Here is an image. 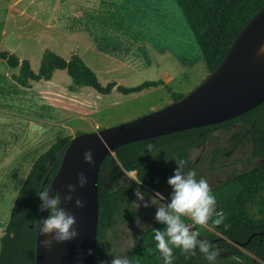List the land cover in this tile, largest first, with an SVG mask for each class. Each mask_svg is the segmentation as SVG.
<instances>
[{"label":"trees","instance_id":"16d2710c","mask_svg":"<svg viewBox=\"0 0 264 264\" xmlns=\"http://www.w3.org/2000/svg\"><path fill=\"white\" fill-rule=\"evenodd\" d=\"M177 2L183 10L210 73L218 68L244 27L264 7V0ZM0 60L5 61L12 69H19L12 78L26 88L33 87L34 82L50 81L56 71L66 70L73 79L69 88L72 92H77L81 87H91L102 95L117 91L127 96L163 86L173 101L186 95L176 92L162 78L148 80L132 87L124 86L116 80L104 86L99 81L97 72L77 52H74L70 59H66L50 49L46 50L38 72L33 70L29 59H21L10 51L0 50ZM237 122L248 125L254 154L264 157L263 103L226 122L123 145L116 150V158L120 161L121 168L114 167V155L105 158L99 178L100 220L96 264L110 262L109 233L119 222L132 224L140 215L133 204L138 200L137 193L147 197L157 191L171 200L173 190L167 181L178 168L176 160L182 159L188 163L191 150L203 144L210 130L229 127ZM72 138L73 136H66L57 141L34 163L19 192L10 222L2 237L0 264H37V223L41 206L38 194L49 187L57 174L61 160L57 163L56 160ZM148 144L154 145L151 152L147 149ZM184 170L182 169L183 173ZM120 172H136L138 180L122 181ZM212 193L216 197L217 212H223L225 217L221 225L213 224L222 237L200 228L197 240L210 242L219 255L215 260H206L198 246L193 256L190 252L182 254L179 248L170 244L175 257L172 264H264V164L234 174L213 187ZM167 205L165 204V209L171 214L172 210L168 209ZM215 218L214 214L213 219ZM181 220L187 223L190 216H182ZM165 228L166 225L155 218L151 226L139 231L128 254L132 264H164L163 255L156 247L154 236L155 230L164 231ZM205 234L210 235L208 240L204 238ZM165 238L168 239L167 236Z\"/></svg>","mask_w":264,"mask_h":264},{"label":"rangeland","instance_id":"374dc122","mask_svg":"<svg viewBox=\"0 0 264 264\" xmlns=\"http://www.w3.org/2000/svg\"><path fill=\"white\" fill-rule=\"evenodd\" d=\"M85 1L60 0L63 5H59V14L74 16L73 24L78 26H87L89 29H101L100 27H102L104 31L101 30L100 32L104 35L101 34L100 36L106 39L103 45L111 50L108 52L114 54L119 60L118 62H129L130 66H134V68L136 65H132V63L136 61L139 68L137 73L125 75V66L123 69L121 66H117L116 69L115 66L107 64L108 59L96 61L93 56L85 55L87 59L82 58L86 63L88 64L90 61L96 66L90 65L97 72L102 85L105 86L116 80L124 86H137L148 80L161 79L163 68L176 70V65L168 63L169 61L166 62L156 49L171 50L172 54L180 58V62L189 58L194 64L192 70L188 72L190 75L187 78L184 75L178 80L168 82L176 92L189 93L210 74L203 61L195 36L177 0H107L103 6L96 3L99 7L95 9L102 11L100 17L94 15L89 18L79 17L81 12L79 10H82V4L84 5ZM42 4L46 8L45 11L51 10L50 3L43 2ZM68 4L73 5L74 8H69ZM6 20L5 12L0 9V22H6ZM1 30L2 23H0ZM48 49L66 59H70L74 52L80 55L83 52L45 39L37 43L21 42L20 39L12 36L11 31L8 32V35H1L0 32V50L15 53L21 59H29L35 72L40 70L43 55ZM148 53L151 54L152 61H150V56H145ZM18 72L19 69H12L5 61L0 60V106L47 118L46 124L49 125V130L42 133L40 140L36 142L38 150H45L66 136L74 137L79 133L133 121L173 102L171 95L164 87L127 96L117 91L110 95H102L91 87H81L77 92H72L69 88L73 84V79L66 70H58L54 73L51 81L54 85H58L61 92H65L67 95L61 96L59 107L47 106L41 95V90H43L41 87L36 89L33 85L31 88H26L13 80L12 75ZM72 95H76L75 98ZM83 110L93 111L91 115H83L80 113ZM50 120H56V123ZM21 123L20 120L12 119L11 130H18L17 128ZM13 145L14 141H12ZM36 152L35 150L29 151V155L35 156L33 154ZM114 156V167L116 169L121 168L120 161L116 155ZM31 157L21 163L20 172H16L10 179L8 195L2 210L5 216L9 203L7 198L11 191L13 193L16 190V185L20 184V174ZM262 164H264V157H257L254 154L251 131L248 125L244 122H237L229 127L224 126L210 130L203 144L191 150L189 161L185 163L183 170L185 169V174L194 170L197 174V180L204 178L213 188L236 173L248 171ZM119 176L122 181L126 182L138 180L136 172H120ZM143 186L149 188L145 184ZM12 193L9 197V207L14 196ZM156 193L159 192L153 191L152 196L145 197L138 192L136 205L139 207H134L140 212V215L132 224L119 222L117 227L109 233V264L113 258L128 259V254L139 231L151 226L156 218L157 210L165 208V204L171 203V200L164 194L159 193L160 195L157 196ZM145 204L148 206L145 207ZM217 211L218 207L214 209V213ZM186 226L199 234V229L203 228L222 237L211 222L202 226L195 223L190 217ZM204 238L208 240L210 235L205 234Z\"/></svg>","mask_w":264,"mask_h":264},{"label":"water","instance_id":"95a60500","mask_svg":"<svg viewBox=\"0 0 264 264\" xmlns=\"http://www.w3.org/2000/svg\"><path fill=\"white\" fill-rule=\"evenodd\" d=\"M264 7L244 27L222 63L183 98L143 115L133 121L74 136L63 149L60 168L50 183L49 195L58 192L59 207L74 214L79 235L76 239L54 244L51 251L40 246L39 220L49 211H40L37 230V264H96L98 226L100 220L99 178L103 161L126 144L160 137L188 129L229 121L264 103ZM45 132V128L33 125ZM91 150L94 164L84 161ZM83 172L88 177L84 188L77 187L73 200L66 202L67 185L76 184ZM45 187V186H44ZM44 189V188H43ZM85 206L77 209L75 199ZM91 250V255H89Z\"/></svg>","mask_w":264,"mask_h":264},{"label":"crops","instance_id":"0c3cea01","mask_svg":"<svg viewBox=\"0 0 264 264\" xmlns=\"http://www.w3.org/2000/svg\"><path fill=\"white\" fill-rule=\"evenodd\" d=\"M106 1L107 0H86L85 4H82L84 8L82 7V10H79L81 12L78 16L89 18L94 15L100 17L102 11L95 9L99 7L96 3L103 6ZM43 2L50 3L51 10L48 12L45 11L46 8L42 4ZM59 5H63L60 0H0V9H2L7 16L6 22H0L2 23V30L0 31L1 35H8V32L11 31L12 36L14 35L15 38L20 39L21 42L23 41L27 43H37L44 39L50 40L53 43L56 42L66 45L72 50L83 51L80 56L85 60L87 59V55H91V57L93 56L96 61L108 59L109 61L107 64L115 66L116 69L117 66H121L122 69L123 66H125V75H131L138 72L139 68L136 61L132 63V65H136L134 68V66H130L131 64L129 62H118L119 60L115 57V55L108 52L111 50L105 48V45H103L106 39L100 36L101 34L104 35V33L100 32L103 29L102 27H100L101 29H89L87 26L84 27L73 24L74 16L60 15L58 11ZM68 6L69 8H74L73 5L70 6V4H68ZM156 50L166 62L169 61L168 63L176 65L177 67L174 71L170 68H163L161 77L167 83L172 80H178L181 76L185 75V78H187L190 75L188 72L192 70L194 64L191 60H189V58L184 62H180V58H178L177 55L172 54L171 50ZM148 51L151 52L150 50ZM145 56H150V61H152L151 54L149 55L148 53V55ZM88 64L94 66V64L90 61ZM40 87L43 89L41 90V95L46 102L45 105L47 106L59 107L61 96L67 95V93L61 92L58 85H54L51 80L34 82V88L38 89ZM75 96L76 95H72L73 98H75ZM92 111L93 110H83L80 113H83V115H91ZM12 119L20 120L22 122L17 128L18 130H11ZM46 119L47 118H43L42 116L39 117L38 115L29 114V112H22L0 106V241L2 240L10 222L19 192L23 187L34 163L46 150L50 148H46L45 150H38L36 148V142L40 140V135L44 132L33 129V125H38L40 129L45 128V132H47L49 130V125L46 124L48 122ZM50 121H54L56 123V120ZM21 140L23 141L20 144ZM12 141H14L13 146ZM16 143L18 144V148L16 147ZM32 150L37 152L33 154L35 156L31 157L29 155V151ZM29 157H31L30 161L25 167H23V172L20 174V184L16 185V190L13 193L11 191L14 196L10 207L9 197L11 196V193L7 198V202L9 203L5 216L2 210L4 209L6 196L8 195L10 179L16 172H20L21 163Z\"/></svg>","mask_w":264,"mask_h":264},{"label":"clouds","instance_id":"9594fccd","mask_svg":"<svg viewBox=\"0 0 264 264\" xmlns=\"http://www.w3.org/2000/svg\"><path fill=\"white\" fill-rule=\"evenodd\" d=\"M259 54H264V45L259 50ZM154 145L148 144L147 149L151 152ZM85 163L94 164L93 153L88 150L84 153ZM177 170L173 176L167 181L172 188L171 203L167 205L168 209L172 210L170 214L165 208H159L156 212V220L165 224L164 231L155 230L154 239L156 247L163 255L164 264H172L173 248L169 245H174L184 253H191L195 255L194 251L197 246L200 253L204 254L206 260H215L219 255L218 250H214L208 241H198L197 232L192 231L186 223L181 220L182 216H190L195 223L206 226L211 222L214 225H221L224 222L223 212H215L217 207L216 197L212 193V188L206 179L200 178L197 180V174L194 170L188 171L186 174L182 172L185 161L177 159ZM88 184V177L81 172L76 179V184H68V195L64 196L66 202L73 200L72 193L77 191V187L84 188ZM39 199L41 201L40 211H49V215L42 220H39V235L45 238L40 241V246L45 250L51 251L54 244H62L67 241L74 240L79 233L76 229L77 218L74 214L67 212L65 209L59 207L61 203L60 194L58 192L49 195V189L46 188L39 192ZM159 196V193H156ZM136 207L135 202L133 203ZM75 206L81 209L85 206L84 202L78 197L75 199ZM145 207L148 205L145 204ZM215 214V219L213 215ZM168 237L166 239L165 237ZM211 249V251H210ZM91 255V250H89ZM104 264V262H101ZM111 264H132L131 260L125 258H113Z\"/></svg>","mask_w":264,"mask_h":264},{"label":"bare ground","instance_id":"6f19581e","mask_svg":"<svg viewBox=\"0 0 264 264\" xmlns=\"http://www.w3.org/2000/svg\"><path fill=\"white\" fill-rule=\"evenodd\" d=\"M174 1V0H173Z\"/></svg>","mask_w":264,"mask_h":264}]
</instances>
